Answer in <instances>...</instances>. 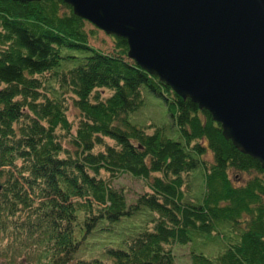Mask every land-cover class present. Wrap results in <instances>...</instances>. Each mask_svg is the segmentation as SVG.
<instances>
[{
    "label": "trees",
    "instance_id": "obj_1",
    "mask_svg": "<svg viewBox=\"0 0 264 264\" xmlns=\"http://www.w3.org/2000/svg\"><path fill=\"white\" fill-rule=\"evenodd\" d=\"M87 22L63 0H0V264H178L173 245L197 240L191 264H264L260 162L129 58L124 38L112 36V53L91 46ZM146 92L165 103L178 139L131 123ZM199 171L195 202L186 194ZM233 172L249 176L243 186ZM119 173L152 191L128 204L108 180ZM148 211L153 224L122 239Z\"/></svg>",
    "mask_w": 264,
    "mask_h": 264
},
{
    "label": "water",
    "instance_id": "obj_2",
    "mask_svg": "<svg viewBox=\"0 0 264 264\" xmlns=\"http://www.w3.org/2000/svg\"><path fill=\"white\" fill-rule=\"evenodd\" d=\"M63 1L264 169V0Z\"/></svg>",
    "mask_w": 264,
    "mask_h": 264
},
{
    "label": "rangeland",
    "instance_id": "obj_3",
    "mask_svg": "<svg viewBox=\"0 0 264 264\" xmlns=\"http://www.w3.org/2000/svg\"><path fill=\"white\" fill-rule=\"evenodd\" d=\"M86 31L89 34L91 46L96 49H100L105 53H112L114 51L116 44L112 36L106 34L100 29H97V27L90 22L86 23ZM106 91L110 92L109 90ZM71 96V92H68V102L66 104L67 106L68 104L70 105V109L67 110V115L71 120H74V118L78 115V111L73 107L74 103ZM129 119L131 123L140 126L141 128L149 129L150 133L154 132L158 128H161L166 136L178 139V131L173 125L165 103L149 92L145 93V103L135 112L131 113ZM205 159L208 160V163H212L213 155L209 153ZM248 177L249 176L247 174H244L241 175V178H237L236 172L231 173V178L234 179V183L238 186H243V182H245ZM192 178H194V180L192 184L189 185V190L186 196L190 200L197 202V198H201L203 192L205 191L204 177L199 171L194 173ZM108 180L116 189L123 190L126 193L128 204L136 201L139 196L141 197L142 195L148 194L152 191L150 186V182L152 181L133 176L130 173H119L118 177L114 179H111L110 177ZM157 215L158 214L155 211H148L143 216L137 217L129 225V227H126L125 230L122 231L121 238L125 239V236L128 234L133 236L139 230L147 229L153 224L152 220H154ZM202 244L203 243L200 240H197V242H192L185 246L180 244L173 245V253L176 256L178 264H191L194 248L201 249ZM205 246L207 254L211 256L217 255L222 248L226 247L225 245H220L218 243L214 244V246Z\"/></svg>",
    "mask_w": 264,
    "mask_h": 264
}]
</instances>
